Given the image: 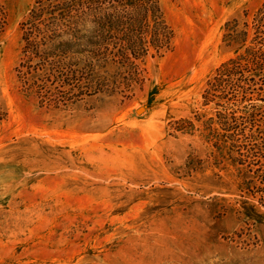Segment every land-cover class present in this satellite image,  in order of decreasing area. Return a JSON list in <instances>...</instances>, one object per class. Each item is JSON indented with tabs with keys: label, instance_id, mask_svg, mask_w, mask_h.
Masks as SVG:
<instances>
[{
	"label": "rangeland",
	"instance_id": "1",
	"mask_svg": "<svg viewBox=\"0 0 264 264\" xmlns=\"http://www.w3.org/2000/svg\"><path fill=\"white\" fill-rule=\"evenodd\" d=\"M142 1L0 0V264H264V66L244 64L247 93L203 97L264 0H157L160 54L149 44L96 93L73 76L79 55L49 80L25 61L38 4L71 8L51 14L62 33L149 39ZM226 111L241 130L221 129Z\"/></svg>",
	"mask_w": 264,
	"mask_h": 264
},
{
	"label": "trees",
	"instance_id": "2",
	"mask_svg": "<svg viewBox=\"0 0 264 264\" xmlns=\"http://www.w3.org/2000/svg\"><path fill=\"white\" fill-rule=\"evenodd\" d=\"M142 2L143 5H141L142 7L140 6V10L144 13L145 9L146 14L148 13L149 3L152 2L153 4L152 12L155 32L153 31L150 34L149 39L145 34L139 35L138 37L134 34L128 35L127 32L117 34V36L104 34L101 32L104 28L101 31H96L94 35L89 37L84 34L76 36L68 32L62 33L58 30L62 27L61 18L64 16L58 17V15L51 14H54L57 10H64V8L53 6L49 10L40 7L38 4L36 8L31 9V14L21 25L23 27L22 40L24 42L22 54L26 57L25 61H31L35 58L36 62L34 67L39 70L41 80H49L52 71L55 70L62 75L64 73L68 75L70 72L68 68L72 65V62L66 58L71 59L70 54L74 53L79 56L77 68H75L76 72L73 73V76L77 75L78 82L84 85L88 94L101 91L107 85L106 73L109 69H125L128 66L138 63L148 53L147 47H149V44L152 45L166 38V35L161 31L164 20L161 19L162 13L158 1L143 0ZM67 9L66 11L64 10L67 13L66 16L71 17V8L69 7ZM46 13L51 15L49 19L44 17ZM98 19L97 23H100L102 27L112 22L105 12H102ZM156 22L160 25H155ZM28 24H30L29 31H25L26 25ZM131 25L129 23V26ZM244 25L248 26L247 23ZM251 28L255 35L251 40V44L246 46H244V42L248 35L247 29H242L238 32L235 26L231 28L228 34L230 41L236 43L238 48L243 47V50L241 52L237 51L235 56L222 62L215 69L213 76L207 81L203 91V97L207 102L210 95L214 97L219 95L221 99L224 98V95L232 91L237 93L248 92L253 79H244V71L246 69L244 64L247 66L253 65L254 68H263L264 2L255 12L251 21ZM154 45H157L156 52L160 54L162 49L160 44ZM46 52L52 54L53 63H50V65H48L49 62L45 59V56H47ZM55 64L58 66H54ZM78 68H80V71ZM79 72L80 75H78ZM36 83V79L33 80L32 84ZM219 115L221 119L219 120L220 127L223 131L241 130L240 127L243 125V122L237 120L232 113L226 111L223 114L219 113Z\"/></svg>",
	"mask_w": 264,
	"mask_h": 264
},
{
	"label": "water",
	"instance_id": "3",
	"mask_svg": "<svg viewBox=\"0 0 264 264\" xmlns=\"http://www.w3.org/2000/svg\"><path fill=\"white\" fill-rule=\"evenodd\" d=\"M140 109H138V111H139Z\"/></svg>",
	"mask_w": 264,
	"mask_h": 264
}]
</instances>
